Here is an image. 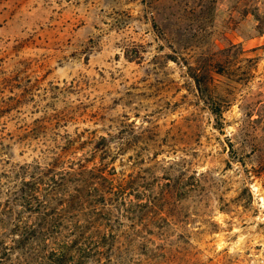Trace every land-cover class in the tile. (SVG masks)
<instances>
[{"label": "rangeland", "instance_id": "rangeland-1", "mask_svg": "<svg viewBox=\"0 0 264 264\" xmlns=\"http://www.w3.org/2000/svg\"><path fill=\"white\" fill-rule=\"evenodd\" d=\"M263 249L264 0H0V264Z\"/></svg>", "mask_w": 264, "mask_h": 264}, {"label": "built area", "instance_id": "built-area-1", "mask_svg": "<svg viewBox=\"0 0 264 264\" xmlns=\"http://www.w3.org/2000/svg\"><path fill=\"white\" fill-rule=\"evenodd\" d=\"M245 264H264V249L255 254H250Z\"/></svg>", "mask_w": 264, "mask_h": 264}, {"label": "trees", "instance_id": "trees-1", "mask_svg": "<svg viewBox=\"0 0 264 264\" xmlns=\"http://www.w3.org/2000/svg\"><path fill=\"white\" fill-rule=\"evenodd\" d=\"M214 112V111H213ZM214 113H216V112H214ZM56 225L55 224H52V225H50V224H45L44 225V227H45V229L48 231H50V230H52L54 227H55ZM58 227L60 228L61 227V225H58ZM63 227V226H62Z\"/></svg>", "mask_w": 264, "mask_h": 264}]
</instances>
